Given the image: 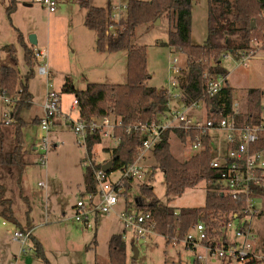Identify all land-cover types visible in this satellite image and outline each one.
<instances>
[{
  "label": "rangeland",
  "instance_id": "obj_1",
  "mask_svg": "<svg viewBox=\"0 0 264 264\" xmlns=\"http://www.w3.org/2000/svg\"><path fill=\"white\" fill-rule=\"evenodd\" d=\"M10 1L0 0V67L14 68L22 79L28 68L24 62V49L18 42V36L21 34L28 44L30 36H35L38 44L34 48L47 54L49 81L61 96L65 112L74 99L73 94L63 92L66 85H74L76 89L84 90L90 82L115 85L127 83V52L97 54L98 50L93 41L94 32L86 28L84 21V13L87 12L85 2L107 8L108 3L112 6L126 7L127 0H57V9L53 13H49L35 0H16V8L9 18L6 11ZM207 8L208 0H196L193 3L192 41L196 45L204 44L203 41H199V38L207 35ZM111 10L114 14L117 13L112 8ZM120 13L123 16L126 15L124 9H121ZM168 30V22L165 18L159 19V22H155L153 26H144L137 30L134 44L136 47H146L147 71L150 75L147 81L149 87L160 89L170 85L172 79L170 66L174 59L178 60L179 66L186 69L184 55L157 45L160 41H166ZM252 46L256 49V53L247 61L246 66L240 64L241 61L233 56L223 55L220 60L221 66L229 73L227 80L235 89L234 101L239 104L241 111L246 108L249 89H260L263 92L264 106V48L259 42H254ZM11 48L13 52L8 53ZM185 76L186 74L183 79ZM46 83L47 79L39 76L35 68L34 77L29 82L34 106L22 112L23 119L29 123L24 129L28 143L26 160L29 165L23 172L20 184L5 177L2 178V183L6 187L8 198L13 202L16 217L22 226H25L28 219L26 215L28 206L31 208L28 216L33 230L32 236L45 245L44 253L51 264H111L109 241L115 234L123 235L124 230L116 214L112 213L106 219L102 217V223L97 230L86 229L73 219L74 207L84 190L86 170L83 167V160L86 159V151L78 144V137L73 133L71 126L61 118L60 124H57L49 133V140L52 143H58V147H50L48 150L47 168L39 164V158L44 152L34 151L29 145L34 140L38 144L41 142V130L39 126L33 125L32 121L40 115ZM170 107L178 111L183 110L176 101L170 102ZM12 109L13 104L2 97L0 89L1 123L10 119ZM69 116L72 120H76L79 116L78 108L71 111ZM186 116L193 121L205 123V106L199 104L197 109H191ZM3 128L9 129L5 131L7 147L12 134L10 127ZM210 135L212 159L220 160L228 154V134L216 130L211 131ZM170 145L173 156L180 161H186L195 154L191 144L181 142L174 133L170 136ZM114 147V141L104 139L101 144L94 147L92 160L97 164L108 162ZM149 158L145 162L144 170L147 174L143 182L153 187L155 195L163 204L176 211L200 209L205 206L207 182L202 181L193 188H187L180 196H167L164 175L154 158L152 156ZM119 174L118 170L115 171L110 179L115 180ZM40 184H44L45 187H40ZM134 186V190L128 194V199L133 201L138 194V187ZM133 201L128 205L133 206ZM130 206L127 208L129 211L133 210ZM119 207L125 208L122 203ZM255 207L261 214L253 223L255 246L260 251L264 242L263 197L256 199ZM243 224L244 220L236 219L233 221L232 228L227 230L229 241L237 242L239 246L242 245V241L236 237L235 230L241 228ZM17 230H19L18 226L0 216V264H15L14 255L19 258L17 264H46L35 254L31 240L27 242V253H21L20 244L13 240V233ZM219 231L220 229L216 231V236L218 235L216 238L222 237ZM194 236L197 237V234L194 233ZM131 238L132 233L128 230L125 240L128 248L127 264H194L196 254L205 252L199 250L195 253L187 249L183 242L167 243L163 236L157 234L135 244L138 248V255L135 258ZM227 262L228 260L219 257H208L201 261L202 264H226ZM244 263L235 260L230 262V264ZM258 264L264 263L260 261Z\"/></svg>",
  "mask_w": 264,
  "mask_h": 264
},
{
  "label": "trees",
  "instance_id": "obj_2",
  "mask_svg": "<svg viewBox=\"0 0 264 264\" xmlns=\"http://www.w3.org/2000/svg\"><path fill=\"white\" fill-rule=\"evenodd\" d=\"M196 0H127L126 15L119 22L112 21L110 7H94L85 2L87 13L85 26L93 31L98 41L96 49L99 52H127V83L123 85L90 83L84 90L73 86H64L63 92L73 94L78 101L80 120L89 121L91 118H101L115 115L121 118L123 129L116 131L119 143L111 151L112 170L117 171L132 165L142 145V134L129 126L135 124L152 125L161 122L169 110L167 88H154L147 85L150 75L147 71L146 47H136L134 44L137 30L144 26H153L159 19L168 22L166 41H160L158 46L167 47L176 54L186 57L185 78L182 82V102L190 105L204 101L209 119H224L234 112L235 89L227 81L228 71L221 66L223 55L231 53L239 60L253 49L254 42L264 48V0H208L207 38L204 44L196 45L192 41V11ZM17 1L11 0L7 8L10 18L16 8ZM112 26L113 31L108 29ZM18 42L24 49V62L28 68L26 74L19 77L17 71L9 66L0 67V89L2 94L14 102L11 123L0 122V216L14 223L25 232L31 231L32 226L28 214L25 226H22L13 208V202L7 196V190L2 178L15 180L20 184L23 172L29 165L26 160L28 151L24 129L29 125L22 117L24 110L33 107V96L29 92V82L34 77L36 62L33 59V46L25 42L19 34ZM12 48L10 53H12ZM222 75L226 85L213 98L206 97L205 74ZM183 75V77H184ZM21 90V93H19ZM263 92L260 89H249L247 92L246 108L236 117L237 125L252 126L263 119ZM33 125H39L37 118ZM4 126L10 127L11 140L6 147L7 138ZM174 133L181 142L192 144L201 133L197 130L184 131L180 129L166 130L159 144L152 152V157L164 175L167 196H180L187 188H193L200 182L208 184L205 206L200 209H175L163 204L154 193L149 183H141L138 194L134 197L133 205L139 212H149L156 223L157 234L163 236L167 243L177 239L178 243L188 232L198 224L206 227L209 239L216 238V231L223 236L226 225L236 220L235 215L245 209L243 201H235L219 193L216 181L219 173L210 167L212 161V137L210 133L201 136L202 151L192 155L186 161L175 158L171 152L170 136ZM103 141L100 134L88 137L87 147H93ZM256 151L264 149V138L253 147ZM103 164H93L85 172V191L94 194L97 190L94 171L101 169ZM130 192L132 184L126 186ZM22 192V190H20ZM264 195L263 190H259ZM126 203L128 196L126 195ZM261 215V214H260ZM241 218V217H240ZM219 238V239H222ZM217 240L222 246L225 237ZM33 248L46 264H51L45 256L44 249L31 234ZM264 252V242L261 247ZM111 264H127V244L122 235L111 237L108 246ZM228 261L226 264H230ZM252 260L244 264H258ZM261 262L264 263V260ZM194 264H202L197 259Z\"/></svg>",
  "mask_w": 264,
  "mask_h": 264
},
{
  "label": "built area",
  "instance_id": "obj_3",
  "mask_svg": "<svg viewBox=\"0 0 264 264\" xmlns=\"http://www.w3.org/2000/svg\"><path fill=\"white\" fill-rule=\"evenodd\" d=\"M49 13H53L57 9V0H35ZM121 9L126 12V7L117 6L113 10L117 13L112 14V21L119 22L123 17ZM110 26L109 32L113 31ZM264 36V28L262 30ZM253 47V46H252ZM247 55H242L239 59L240 64L246 66L247 61L250 60L256 53L253 48ZM233 56L231 53L225 57ZM33 59L36 62V70L38 74L47 79L46 95L42 105L43 115L41 117L39 128L42 136L40 137V144L37 145V150H41L43 155L39 158V164L43 168H47V152L50 147H58V143H52L48 135L54 126L55 119L61 113V96L54 89V86L49 81V71L47 67V54L37 48L33 49ZM172 79L170 85L167 87L169 110L161 122L152 125L135 124L129 126V133L133 130L142 134V145L139 150V155L136 161L125 169L118 170L119 176L115 180L110 177L114 173L110 169L105 172L103 168L94 171V180L97 190L94 194L86 193L76 204L73 219L86 229H94L98 217L109 216L115 213L118 219L124 226L125 233L130 230L132 233V240L134 243H139L153 235H157L156 223L149 212H139L136 207L133 210H127L126 195L129 191L126 186L128 183L139 185L144 183L147 172L144 170L145 162L152 155V152L159 144L162 134L166 130L180 129L184 131L197 130L201 133L191 144V149L194 155L199 154L202 147L201 136L211 131H224L228 134V154L220 160H213L210 167L219 173V178L216 184L219 185L218 192L221 195L230 197L235 201H243L245 209L235 215L237 220H244L241 228L235 230L236 237L242 241V245L237 242H230L227 236V230L232 228L233 222L226 225L225 241L222 246H219L217 240L219 238L209 239L206 233V227L203 224H198L192 228L188 234L179 242L184 243L187 249L193 250L197 253L199 250L205 252H198L196 259L204 261L208 257H219L223 260L249 262L252 260H264V252L262 249L257 250L255 246V233L253 223L256 217L260 214L255 207V201L258 197L264 195L259 190L264 191V149L256 151L253 147L261 142L264 138V111L263 119L260 123L252 126L237 125L235 117L241 112L239 104L234 103V112L224 119H209L207 116L206 106L204 101H197L190 105L182 102V82L185 68L179 66L177 59H174L170 66ZM206 79V97L213 98L218 95L226 85V78L222 75L205 74ZM21 93V90H19ZM2 97L10 104L14 105V101L2 94ZM176 101L182 107V111L174 110L170 107V102ZM199 104L205 106V123H200L188 119L186 113L191 109H197ZM73 105L77 106L78 101L74 100ZM165 118V119H164ZM11 116L6 124L11 123ZM73 133L78 137V144L86 151L88 137L95 134H100L102 139L112 140L119 143V137L116 136V131L123 129L124 125L121 118L115 115H108L101 118H91L89 121H82L68 119ZM92 159L89 152L83 162V166H93ZM40 187H45L40 184ZM124 205V209H118L120 204ZM248 219V221H247ZM5 225V223H4ZM197 234V237L194 236ZM32 231L25 232L17 230L13 233V240L20 244L21 253H27V242L31 240ZM123 240H126V235H123ZM222 238V237H220ZM222 238V239H223ZM222 239H219L220 242ZM177 244V239L172 241ZM13 264V263H11Z\"/></svg>",
  "mask_w": 264,
  "mask_h": 264
},
{
  "label": "crops",
  "instance_id": "obj_4",
  "mask_svg": "<svg viewBox=\"0 0 264 264\" xmlns=\"http://www.w3.org/2000/svg\"><path fill=\"white\" fill-rule=\"evenodd\" d=\"M92 6H94V7H104V6H96V4H91ZM107 6L108 7H110V8H114V7H117V6H120V5H117V6H112L111 4H107ZM86 13L87 12H85L84 13V21H85V16H86ZM192 28H193V26H192ZM93 32V31H92ZM94 37H93V41L95 42V44L94 45H96V43H97V41H98V38H97V36H96V34L94 33V35H93ZM206 38H207V35H204V36H202L201 38H199L200 40L199 41H203L202 43H205V41H206ZM27 44H28V42H27ZM37 44H38V41H37ZM29 46H31L30 44H28ZM199 45V44H198ZM34 48V47H33ZM97 52V54H99L100 52L99 51H96ZM8 53H10V49L8 50ZM102 53V52H101ZM100 53V54H101ZM103 55L105 54V53H102ZM39 75V74H38ZM229 75V74H228ZM40 76V75H39ZM227 79H228V77H227ZM228 81V80H227ZM90 83H93V82H90ZM89 83V84H90ZM108 84H111V83H108ZM230 85V84H229ZM73 87L75 88V86L73 85ZM29 92L31 93V91H30V88H29ZM32 94V93H31ZM45 95H46V92H45V94H44V98H43V102H44V99H45ZM32 96H33V94H32ZM33 100H34V98H33ZM73 101H74V99H73ZM73 101H72V103L70 104V107H68V109H67V112H65L64 111V108H63V102H62V98H61V113H60V115H58L57 117H56V119H55V122H54V126H53V128L55 127V126H57V124H60V122H59V119H61L62 118V120H64L65 122H68V119H71L70 118V116H69V114L71 113V111H74L75 109H77L78 107L77 106H74L73 105ZM43 102H42V104L40 105V108H41V112H40V115H38V116H36L35 118H37L38 120H39V123H40V120H41V117H42V115H43V109H42V105H43ZM33 106H34V103H33ZM33 108V107H32ZM12 113V112H11ZM34 118V119H35ZM80 118V116H77V118H76V120H78ZM165 119V118H164ZM68 124H69V122H68ZM70 125V124H69ZM37 126H39V125H37ZM53 128L51 129V132L53 131ZM112 141V140H111ZM103 142V141H102ZM115 142V141H114ZM28 144V143H27ZM29 145H30V147L34 150V151H37V145H38V143L36 142V140H34V141H32V142H30L29 143ZM117 146V142H115V147ZM95 147V146H94ZM94 147H93V149H94ZM114 147V148H115ZM93 149H92V151H89L88 149H87V151H86V157H87V153L89 152V154H90V157H91V159H92V152H93ZM107 151H110V149H106ZM151 156V155H150ZM110 159H111V157H110ZM110 159H109V161L108 162H104L103 163V166H105L106 164H108L109 162H110ZM150 159V158H149ZM84 161V160H83ZM92 164H94L95 162H94V160H92ZM97 164V163H96ZM102 166V167H103ZM113 166V165H112ZM84 168H85V170H87L88 168H90V167H93V166H90V167H86V166H83ZM154 167V166H153ZM111 169H112V167H111ZM112 172H114V171H112ZM115 173V172H114ZM113 173V174H114ZM151 175H152V173H151ZM150 175V176H151ZM134 187L135 186H133L132 187V189L130 190V192H132V190H134ZM42 188H44V187H42ZM86 194V191H85V181H84V190H83V192H81V198L84 196ZM80 198V199H81ZM79 199V200H80ZM78 200V201H79ZM131 201H133V200H129L128 199V201H127V207H129L130 205H128V204H130L129 202H131ZM121 207V206H120ZM119 207V209L118 210H121L122 211V209ZM131 208H133V207H135L134 205L132 206H130ZM75 208V207H74ZM111 215H109V216H102V217H104L105 219L107 218V217H110ZM102 217H98V219H97V221H96V226H95V228L94 229H96L97 230V228L101 225V223H102ZM27 221V220H26ZM21 223V222H20ZM22 224V223H21ZM80 225V224H79ZM82 226V225H81ZM20 229V228H19ZM31 231H32V233H33V230L31 229ZM96 232V231H95ZM123 232V235H127V232L125 233V230H123L122 231ZM95 235H96V233H95ZM115 235H122L121 233H119V234H115ZM123 235H122V237H123ZM114 236V235H113ZM37 240V239H36ZM38 241V240H37ZM131 242H132V245H134L133 246V252H134V248H137V247H135V244L136 243H134L133 242V240H132V238H131ZM39 243H41V245H42V247H43V249L45 250V245H43V243H42V241H39ZM32 246H33V244H32ZM34 249V248H33ZM137 250H138V248H137ZM35 254H37L36 252H35ZM37 256H38V254H37ZM14 258H15V264H17V261H18V257H17V255H14L13 256Z\"/></svg>",
  "mask_w": 264,
  "mask_h": 264
},
{
  "label": "water",
  "instance_id": "obj_5",
  "mask_svg": "<svg viewBox=\"0 0 264 264\" xmlns=\"http://www.w3.org/2000/svg\"><path fill=\"white\" fill-rule=\"evenodd\" d=\"M157 22H159V20H157L156 23H157ZM29 44H30L31 46H33V47H35V46L37 45V39H36L35 36H30V38H29ZM112 165H113V162L110 161L108 164H106V165L103 166L102 168H103V170H104L105 172H108V171L111 169ZM134 253H135V258H137V255H138V250H137V248H134Z\"/></svg>",
  "mask_w": 264,
  "mask_h": 264
}]
</instances>
